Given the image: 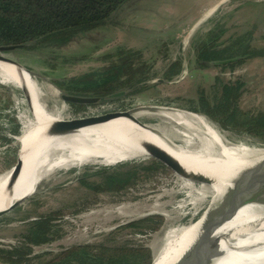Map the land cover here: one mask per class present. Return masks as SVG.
Here are the masks:
<instances>
[{"label":"rangeland","instance_id":"obj_1","mask_svg":"<svg viewBox=\"0 0 264 264\" xmlns=\"http://www.w3.org/2000/svg\"><path fill=\"white\" fill-rule=\"evenodd\" d=\"M157 1L128 0L105 24L76 33L66 44L40 43L32 48H19L9 55L34 72L49 110L61 112L63 116H74L114 108L147 106L137 111L140 115L136 113V116L149 126L160 128L165 137L181 146L187 143L186 136L179 130L186 128L168 117L166 112L174 110L172 107L191 111L189 106L196 104L191 100L195 101L202 93L214 100L222 93L223 83H243L238 100L241 108H264V57L251 59L235 68L225 67L227 63H224L201 69L195 63L194 48L195 37L222 19L228 20L233 30L255 26L257 43H264V17L260 14L254 16L256 10L264 14V0H215V5L207 8L205 14L202 13L196 20L193 18L200 8L187 1L176 2L173 6L156 5ZM183 18L185 20L179 23L178 20ZM121 47L142 49L155 77L140 86L135 94L127 92L117 99L82 108H75L61 98L57 81L63 82L111 64L115 58L108 55ZM177 59L182 60V71L174 80H168L164 69ZM3 84L0 82V174L11 168L9 162L13 144L20 148L19 155L21 149H26L17 140L18 134L10 131L12 122L9 114L18 119L22 128L20 116L32 110L19 87L8 85L5 88ZM11 95L13 103L6 107ZM206 119L223 136L226 144H246L258 152L264 150V140L221 127L208 117ZM194 124L198 131L206 134L204 126L196 121ZM1 134L12 135L14 142L7 144ZM194 138L197 143L198 138L195 135ZM193 148H200V144ZM152 158L142 155L114 165L89 161L82 168L58 170L41 183L34 195L0 216V247L13 248L23 244L22 234L32 221L42 214L62 210L63 215L54 220L60 228L59 236L50 243L34 246L33 255H41V259L45 260L73 245L93 243L144 245L150 247L155 256L165 247L173 229L199 220L205 212H214L222 197L213 201L212 192L204 198L191 195L188 188H183L177 174L165 166L152 176L139 171L135 184L122 194L95 193L83 181H101L107 170L118 167L125 172L149 163ZM259 200L264 203V197ZM181 203H187L185 211ZM153 215L163 219L161 224L158 222L156 230L128 227L129 222ZM0 264L8 263L0 259Z\"/></svg>","mask_w":264,"mask_h":264},{"label":"trees","instance_id":"obj_2","mask_svg":"<svg viewBox=\"0 0 264 264\" xmlns=\"http://www.w3.org/2000/svg\"><path fill=\"white\" fill-rule=\"evenodd\" d=\"M128 0H0V46L25 44L32 48L35 44H66L76 33L105 24ZM254 4V2H253ZM256 4V3H255ZM258 4V3H257ZM264 17L262 12L254 11V16ZM254 18V17H253ZM228 20H217L202 35L194 39L195 63L198 68L206 69L213 61L238 57L236 61L225 65L235 68L257 57H264V43H257L255 26L243 30L228 25ZM245 23V22H244ZM115 60L92 72L66 81H57V85L68 93L106 96L126 89L136 93L148 81L155 77L150 62L144 58L142 49L121 47L108 55ZM183 63L177 59L164 70L166 79L174 80L182 71ZM5 88L8 85L3 84ZM243 83H223L222 93L214 100L202 93L196 102L189 106L191 111L200 113L221 127L233 129L264 140V108L246 110L239 106ZM13 103V96L9 97ZM75 108L86 105L70 103ZM10 131L21 133V123L12 114ZM7 144H12L11 135L1 134ZM18 146L11 149L12 167L17 159ZM136 167V166H135ZM134 167V168H135ZM164 165L152 158L149 163L137 168L121 171L116 167L103 175L101 181H86L84 184L95 193L122 194L135 184L139 171L149 176L157 174ZM106 173V172H105ZM62 210L42 214L32 221L23 235L24 243L13 248L0 247V259L8 264H151L154 256L152 249L144 245H117L83 243L73 245L48 259L33 255L34 246L50 243L59 236L60 228L54 220L63 215ZM162 216L153 215L128 223L132 228L158 229ZM155 222L157 224H155ZM159 222V224H158Z\"/></svg>","mask_w":264,"mask_h":264},{"label":"bare ground","instance_id":"obj_3","mask_svg":"<svg viewBox=\"0 0 264 264\" xmlns=\"http://www.w3.org/2000/svg\"><path fill=\"white\" fill-rule=\"evenodd\" d=\"M0 82L24 87L32 97V110L20 116L23 126L17 136V140L27 149V152L26 149L20 152L22 169L11 184V169L0 174V212L16 201L25 200L36 193L41 183L60 169L82 168L89 161L114 165L142 155L150 156L143 142L151 141L179 159L190 170L213 178V184H207L177 175L183 188H188L191 195L197 194L204 198L212 192L213 201L222 197L220 209L205 212L199 220L173 229L165 247L154 256V264H174L203 233L209 222L223 219L226 220L215 231L213 238L220 244L223 254L210 264H264L263 201L245 198L235 213H232L227 202L231 198L230 190L237 176L263 161L264 150L258 152L246 144H226L223 136L210 125L204 115L174 108L166 114L186 128L179 130L186 136V146L170 141L156 126L146 127L126 117L49 133L51 122L64 116L61 112L49 110L37 77L23 68L0 60ZM194 121L205 127L203 132L206 134L198 131ZM188 130L194 131L190 133ZM194 135L198 138L200 148L192 149L197 144ZM186 206L187 203H181L184 211ZM117 210L122 211L121 208Z\"/></svg>","mask_w":264,"mask_h":264},{"label":"water","instance_id":"obj_4","mask_svg":"<svg viewBox=\"0 0 264 264\" xmlns=\"http://www.w3.org/2000/svg\"><path fill=\"white\" fill-rule=\"evenodd\" d=\"M32 43L25 44H10V45H1L0 46V60L7 61L18 68H23L27 72L34 75V72L28 67L24 66L20 61L11 57L9 53L19 48H23L24 46L30 45ZM238 57L215 60L212 64H224L236 61ZM164 80V79H160ZM58 86V85H57ZM59 87V86H58ZM27 99L28 106H31L30 103L32 101L31 94L29 90L24 87L20 88ZM61 98L68 103H75L80 105H92L98 104L103 101L114 100L119 97L127 94L126 89H122L116 91L105 98L96 95H85V94H73L68 93L61 87H59ZM143 107H133L126 109H113L106 110L97 113H83L77 114L74 116H64L63 118L56 119L51 122L48 132L49 133H60L66 130L81 128L84 126H89L93 124H98L101 122H105L111 119L126 117L134 121L135 123L141 124L143 126H149L147 123L141 121L137 116V111L141 110ZM174 109H181L175 108ZM183 110V109H181ZM193 112V111H192ZM197 113V112H195ZM143 146L146 151L150 154V157H153L158 162H160L165 167L169 168L177 175L182 176L184 178L191 179L197 183H207L213 184V178L204 174L198 173L196 171L190 170L183 163L167 152L165 149L160 147L151 141H144ZM20 150V148H19ZM23 161L18 152V157L15 164L10 168L12 170L11 174V182L14 183L16 178L18 177L21 169H22ZM230 199H227L230 205V209L232 213L237 211V208L240 206V203L245 200V198L250 199H260L264 197V160L261 161L254 167L248 168L242 171L234 181V185L230 190ZM24 199L18 200L13 203L8 209L1 211L0 216L5 214L6 212L14 209L20 203H22ZM219 209L221 206L218 207ZM221 214V213H220ZM219 215V214H218ZM225 213V217L228 218V215ZM223 217V218H225ZM226 220L209 222L206 229L201 233V235L196 239L195 242L186 250V252L174 263V264H210L216 257L222 256L223 253L220 244L217 243L214 238L215 231L219 228L222 222ZM206 224V223H205ZM151 264H154L152 261Z\"/></svg>","mask_w":264,"mask_h":264},{"label":"crops","instance_id":"obj_5","mask_svg":"<svg viewBox=\"0 0 264 264\" xmlns=\"http://www.w3.org/2000/svg\"><path fill=\"white\" fill-rule=\"evenodd\" d=\"M163 1H166V2H164L162 4ZM181 1H187V2H189V4L200 8V9H198L196 15L194 16L195 18H193V20H196L199 15L206 12L207 8H209L212 5H215V0H158L156 5L158 4L161 6H173V5H175L176 2H181ZM185 4H187V3H185ZM183 20H185V18L178 20V22L179 21L181 22Z\"/></svg>","mask_w":264,"mask_h":264},{"label":"flooded vegetation","instance_id":"obj_6","mask_svg":"<svg viewBox=\"0 0 264 264\" xmlns=\"http://www.w3.org/2000/svg\"><path fill=\"white\" fill-rule=\"evenodd\" d=\"M89 106V105H88ZM114 109H116V108H114ZM108 110H113V109H108Z\"/></svg>","mask_w":264,"mask_h":264}]
</instances>
